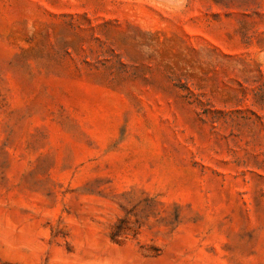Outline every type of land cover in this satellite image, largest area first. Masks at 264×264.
Segmentation results:
<instances>
[{"label":"rangeland","instance_id":"rangeland-1","mask_svg":"<svg viewBox=\"0 0 264 264\" xmlns=\"http://www.w3.org/2000/svg\"><path fill=\"white\" fill-rule=\"evenodd\" d=\"M0 264H264V0H0Z\"/></svg>","mask_w":264,"mask_h":264}]
</instances>
